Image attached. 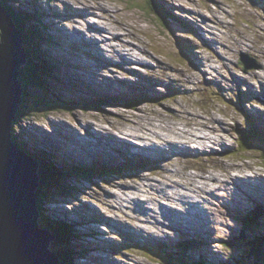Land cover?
I'll use <instances>...</instances> for the list:
<instances>
[{
  "label": "rangeland",
  "instance_id": "obj_1",
  "mask_svg": "<svg viewBox=\"0 0 264 264\" xmlns=\"http://www.w3.org/2000/svg\"><path fill=\"white\" fill-rule=\"evenodd\" d=\"M154 1L171 14L168 26L143 11L145 0H8L15 11L38 12L43 33L57 39L42 42L61 71L58 84L44 79L47 86L76 107L90 100L86 109L23 117L20 140L37 151L44 149L47 156L52 153L51 159L61 163L74 158L79 167L102 162L133 172L106 182L70 179L78 193L43 202L49 217L69 220L79 233L72 242L78 250L83 244L85 256L75 258L74 264H166L144 250L162 243L177 246L183 236L204 243L189 252L173 249L192 263L239 264L246 256L244 247L264 237V217L255 225L259 229L245 231L240 221L255 207L254 197L264 201V195H256L264 187V0ZM91 25L100 27L91 32ZM241 53L260 68L244 72ZM91 92L107 105L98 109L89 99ZM138 95L149 99L136 108L123 107L113 98ZM246 122L255 124L263 140L247 153L237 151L236 134V129H247ZM141 129L153 132V142L129 134L149 138L136 134ZM170 129L190 130L198 140L206 137L207 150L193 142L191 154L184 150L172 160L166 155L161 159L150 145L159 144L160 138L176 140ZM209 175L218 179L205 178L204 185L193 187ZM220 182L232 190L207 191ZM236 190L238 203L233 200ZM206 194L216 196L213 212L203 203ZM227 202L229 207L223 208L221 203ZM171 222L189 227L198 223L200 233L181 232L184 225L177 233ZM232 241L236 243L230 247Z\"/></svg>",
  "mask_w": 264,
  "mask_h": 264
},
{
  "label": "trees",
  "instance_id": "obj_2",
  "mask_svg": "<svg viewBox=\"0 0 264 264\" xmlns=\"http://www.w3.org/2000/svg\"><path fill=\"white\" fill-rule=\"evenodd\" d=\"M1 3L5 10L11 15L13 23L22 35L26 54V64L19 71V79L24 88L22 97V102L24 103L21 105L12 123L11 141L38 165V174L40 178V186L36 191V203L40 219H38V222L40 227L50 232L54 238L51 244L54 248L51 250L57 255L60 264H74L75 258L79 259L80 256H85V254H83V244L78 250L76 247L78 243L73 244L72 242L73 239L79 237V233L77 234L73 226L67 221L49 217L48 209L43 206V204L46 203L45 199L59 201L61 198H57V196H66L63 198H68L74 195L75 192L78 193V188L74 184H68L70 179L71 182L72 179L75 178H77L78 181L87 180L92 182L95 178H99L106 182L112 176L120 177L123 175H132L133 172L128 170V167H119L116 165L106 166L102 162L91 163L88 167H79L77 162H75L76 160L73 158L68 159V162L65 160L64 163H61L51 159V156H53L52 153H49L47 156V151L44 152V149H39V151H37L20 140V121H23V117L44 115L50 111L67 110L69 108L72 111L76 106L71 105L70 100L63 98L61 92H55L48 87L47 83L44 81L45 79L46 81H54L55 84H58L60 80L57 75L61 73V71L58 61L49 55V52L42 49V45H44L42 43L43 41L49 43V41H55V39L53 38V40H51L47 34L43 33L44 29L41 27L42 21L40 19V14L38 12L24 14L23 12L15 11L9 6L8 0H1ZM145 3L147 9L144 7L143 11L148 10L147 12L155 18L159 17L162 20L167 18V12L162 7H158L154 0H145ZM30 24L32 26H30ZM30 91H34V95H31L29 93ZM90 94L89 99H92L91 103L96 105L98 109L107 104L106 101H103L105 100L104 98L101 99V96L97 95V97L95 96L96 94L94 95L92 92ZM92 96L95 97L92 98ZM113 98L117 100V102H120L118 104L122 103L123 107L136 108L140 104L139 102H142V100L138 98ZM88 102H90V100L84 99L80 101V104L76 108L82 106L86 109L89 104ZM64 103L69 106H65ZM236 134L238 142L237 151L239 152L247 153L254 148H259L263 144V140H260L261 131L257 129L253 123H251L246 130H236ZM261 157L264 159V148ZM263 209L262 205L255 208L254 211H249V209H247V215L240 219L245 231L251 230L252 228L259 229V226L256 228L255 225H258L259 221L264 217ZM235 243L234 241L228 242V245L233 247ZM192 246H196L195 241H186L184 239L177 246L165 245L164 243L160 246L148 245L144 250L146 252L144 254L161 258L160 260H163L166 264H195L178 253L180 250L191 249ZM244 249L247 252V256L242 258V261L238 260L237 263H247L249 259H252L253 262L256 261L264 264V237L252 240ZM153 250L158 251L159 254L156 255L151 253ZM233 262L235 261L233 260Z\"/></svg>",
  "mask_w": 264,
  "mask_h": 264
},
{
  "label": "water",
  "instance_id": "obj_3",
  "mask_svg": "<svg viewBox=\"0 0 264 264\" xmlns=\"http://www.w3.org/2000/svg\"><path fill=\"white\" fill-rule=\"evenodd\" d=\"M241 60L251 68L245 57ZM25 64L22 35L0 0V264H60L51 250L52 234L38 222V165L11 141Z\"/></svg>",
  "mask_w": 264,
  "mask_h": 264
},
{
  "label": "bare ground",
  "instance_id": "obj_4",
  "mask_svg": "<svg viewBox=\"0 0 264 264\" xmlns=\"http://www.w3.org/2000/svg\"><path fill=\"white\" fill-rule=\"evenodd\" d=\"M97 6L98 7H104V5H102V4H100V3H97ZM71 12L72 13H74L75 12V8L74 7H72L71 8ZM90 12H92L91 10H90ZM72 13H71V15H72ZM125 15V14H124ZM105 18V17H104ZM112 18V17H111ZM131 22V21H130ZM109 23V22H108ZM92 27H90V31L91 32H94L95 31V28H97L98 29V27L97 26H94V25H91ZM75 33L78 35V36H81L82 35V33H80V32H77V31H75ZM81 34V35H80ZM84 36V35H83ZM86 38V37H85ZM115 38H117V39H119L118 37H115ZM55 39V41L57 40L56 38H54ZM81 40H83V41H85V42H87L85 39H84V37H82L81 36ZM89 40L92 42V41H94V39L93 38H89ZM236 46V45H235ZM190 50V49H189ZM125 67H127V66H125ZM189 121L191 122V119H189ZM146 128V127H145ZM202 128H203V126H202ZM133 129H135V128H133ZM132 129V130H133ZM143 129V128H142ZM142 129L141 130H139V132L138 133H136V134H145V135H147V136H149V138H145V137H143V138H140V137H138V136H135V135H133L131 132L132 131H129V134H131L133 137H136V138H139V139H147V140H151V142H153V138L154 137H152V135H151V133H153L150 129H149V131H146V132H142ZM148 129V128H147ZM240 129V128H239ZM236 130H238V129H236ZM241 130H243V128L241 129ZM135 130H133V132H134ZM169 132H170V135H171V137H173L174 139H176V140H173V141H171V140H169L168 139V137H166V138H160V142H159V144H152V145H150V148H153V150L152 151H154L155 153H158V152H160V154L162 155L161 156V158L163 159V158H165V155L166 156H168L170 159L172 158V157H174L175 155H177L178 154V151H180L179 152V154L180 153H183L182 151H184V150H187V151H185V154H191L192 153V151H193V147H192V145H194V144H192L193 142L194 143H197V144H199L200 146H201V148H199V149H202L203 151H206L207 149H206V144H205V142H204V140L206 139V137H203L201 140H198V134L197 135H195L193 132H190V130H187V131H185V132H187V133H185V132H181V133H179L178 132V129H170L169 130ZM217 132V131H216ZM213 133V132H212ZM244 133V132H243ZM177 134H179V136L177 135ZM202 134H206V133H202ZM202 134H199V136H201ZM210 134V133H209ZM211 135V134H210ZM157 136V135H156ZM212 136V135H211ZM159 137V136H158ZM215 138V137H214ZM217 140V139H216ZM216 140L215 141H213V142H210V143H214V142H216ZM121 141H119V142H117L116 144H118V145H120V144H122V143H120ZM208 142V141H207ZM197 144H195V145H197ZM160 145H162V147L160 146ZM198 145V146H199ZM190 148H191V151H190ZM134 151V150H133ZM142 152L144 151V149H142L141 150ZM139 155V153H137L136 154V156H138ZM184 155V154H183ZM143 178V177H142ZM205 178H210V175L208 176V177H200V180H202V181H199V180H196V181H194L195 183L193 184V187H197L198 188V186L200 185V184H202V185H204V183H205ZM215 179H218V177H211L210 178V180H215ZM198 181V182H197ZM243 181V184H246V181L245 180H242ZM202 182V183H201ZM264 182V181H263ZM209 183V182H208ZM259 183H262V182H259ZM259 183H258V185H259ZM190 184H192V183H190ZM220 184V186L219 187H217V188H214V190H207V191H217V190H223L224 192H227V191H230V190H232V185L229 187V188H227V190L225 189V187H224V184L223 183H219ZM248 184H249V182H248ZM254 184V183H253ZM264 184V183H263ZM154 185V184H153ZM189 185V184H188ZM239 186V187H241V185L240 184H236L235 186ZM255 185V184H254ZM256 187V186H255ZM181 188H184V186L182 185L181 186ZM202 188H204V186H202ZM161 189V188H160ZM257 189V188H256ZM202 190H204V189H202ZM237 193V190L236 191H234L233 192V200H234V194H236ZM256 195H264V188L258 193V194H256ZM165 197V196H164ZM206 200L205 201H203V203H204V205L206 206V208L207 209H210L211 210V212H213V210H214V208H211V207H213V206H216L215 204L216 203H213L214 202V199L216 200V196H211V195H209V194H206ZM211 198V199H210ZM232 198V197H231ZM181 199H182V197H181ZM227 199V198H226ZM226 199H218L217 198V200H222L223 202H225L226 201ZM244 199V198H243ZM178 200V202L180 203V202H184V200H186V199H184V200H180V199H174V201H177ZM190 202V201H189ZM189 202H187V203H189ZM234 202L235 203H238V202H236L235 200H234ZM239 202H241V201H239ZM221 205L223 206V208H227V207H229L228 206V202L227 203H225L224 205H223V203H221ZM230 205V204H229ZM206 213V212H205ZM207 214H205V216H206ZM171 225L172 226H174V227H176L177 229H178V231H177V233L178 232H180V226L181 225H184V224H175V223H173V222H171ZM190 226L191 227H189V226H185L184 225V230L185 231H188L189 233H194V234H198V233H200V225L198 224V223H195V226H192V224L190 223ZM207 231V230H206Z\"/></svg>",
  "mask_w": 264,
  "mask_h": 264
}]
</instances>
